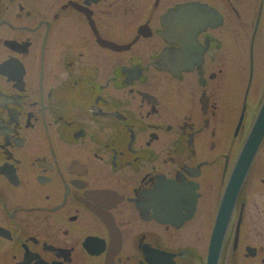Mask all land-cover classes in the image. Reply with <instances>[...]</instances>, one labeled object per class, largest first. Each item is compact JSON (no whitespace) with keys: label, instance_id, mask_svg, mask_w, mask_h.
Instances as JSON below:
<instances>
[{"label":"flooded vegetation","instance_id":"obj_1","mask_svg":"<svg viewBox=\"0 0 264 264\" xmlns=\"http://www.w3.org/2000/svg\"><path fill=\"white\" fill-rule=\"evenodd\" d=\"M263 113L264 0H0V264H264Z\"/></svg>","mask_w":264,"mask_h":264},{"label":"water","instance_id":"obj_2","mask_svg":"<svg viewBox=\"0 0 264 264\" xmlns=\"http://www.w3.org/2000/svg\"><path fill=\"white\" fill-rule=\"evenodd\" d=\"M195 7V3H190V4H185V5H183L180 9L181 10H189V9H192V8H194ZM194 19V18H196V17H180V18H178V21H177V25L178 26H190L191 25V21H189L190 19ZM197 20H198V16H197V18H196ZM199 23L201 22V18L199 19V21H198ZM166 24H167V26H168V31L166 32L167 34V36H169V30H170V27H171V17L170 16H166ZM170 37V36H169ZM261 122H260V127L261 128H258L257 130H256V132H254V134L252 135V138H251V144H252V141L257 137H259V134H260V132H261V130H262V128H263V125H264V113L261 115V120H260ZM251 146V145H250ZM248 146L247 147V149L245 150V154H251L252 152H254V147H255V144H253V146Z\"/></svg>","mask_w":264,"mask_h":264}]
</instances>
